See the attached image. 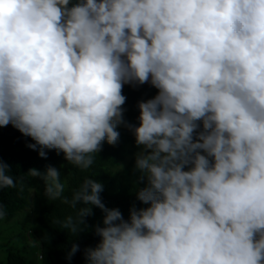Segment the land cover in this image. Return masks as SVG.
I'll return each instance as SVG.
<instances>
[{
	"label": "clouds",
	"instance_id": "1",
	"mask_svg": "<svg viewBox=\"0 0 264 264\" xmlns=\"http://www.w3.org/2000/svg\"><path fill=\"white\" fill-rule=\"evenodd\" d=\"M9 124L40 158L55 149L81 169L132 142L113 172L148 207L128 219L102 203L104 181L68 193L55 167L28 172L50 199L83 205L66 215L71 233L101 210L87 264H264V0H0ZM10 170L0 162V187Z\"/></svg>",
	"mask_w": 264,
	"mask_h": 264
},
{
	"label": "trees",
	"instance_id": "2",
	"mask_svg": "<svg viewBox=\"0 0 264 264\" xmlns=\"http://www.w3.org/2000/svg\"><path fill=\"white\" fill-rule=\"evenodd\" d=\"M147 94L144 88L128 91L124 114L126 123L133 121L132 107L135 102ZM150 94L152 97L155 96L157 90L152 88ZM17 134L20 135V132L11 124L0 127V162L10 166L11 170L8 174L14 180V186L0 187V237L6 231L11 234L10 239L15 235L19 236V233L12 231L11 227L22 222L26 217L30 223L25 246L21 250H15V244L10 243V239L5 247L0 245V250L5 251V257L3 261L0 260V264H29L28 254H32L37 264H85L87 261L82 255L84 247L100 242V237L95 234V227L103 226V215L97 214L101 210L93 206L91 215L84 218L81 230L76 234L71 233L63 227V222L70 213L76 217L79 208L83 205L73 208L70 203H64L61 195L56 199H50L45 194L44 181L28 174L30 169L44 172L48 166L55 167L60 172L63 190L67 188L68 193L73 188H78L83 179L104 181L105 187H113V190L104 197L105 199L101 198L102 203L109 209L115 205L122 207L127 219L129 209L133 205L137 209L148 207L136 199V190L143 187H138L135 181L118 182L117 175L113 172V169L119 166L134 149L132 142L124 146L121 141L118 150H109L103 154H100V151L94 153L97 160L93 168L90 169L89 166L87 169H81L66 161L64 154L58 153L55 149H45L47 158H40L38 149L31 150L27 147L28 144L35 142L30 137L19 141L16 139ZM30 191H33L32 198L29 197ZM18 214H21L22 219L17 216ZM73 244L78 245L79 250L69 260L67 254Z\"/></svg>",
	"mask_w": 264,
	"mask_h": 264
},
{
	"label": "rangeland",
	"instance_id": "3",
	"mask_svg": "<svg viewBox=\"0 0 264 264\" xmlns=\"http://www.w3.org/2000/svg\"><path fill=\"white\" fill-rule=\"evenodd\" d=\"M20 215L21 214H18L17 216H19V218L22 219V217ZM33 222H35L34 221V217H33ZM29 223H30V221H29L28 217H26L22 222H20L17 225L11 227L12 231H14L16 233H19V236L15 235V236H13L10 239L9 237L11 236V234L8 231L3 233L2 236L0 237V245L5 247V244L10 239L9 242L15 244V247H14L15 250H21L22 247L25 246V240H26V237L28 236V225H29ZM32 244L35 245V243H32ZM4 254H5V251H1L0 250V256H1L0 260L1 261H3V259L5 257ZM23 254H25V253H23ZM25 255H27V254H25ZM27 258H28L29 264H37L36 261L33 260L32 254H28ZM85 264H87V262Z\"/></svg>",
	"mask_w": 264,
	"mask_h": 264
}]
</instances>
